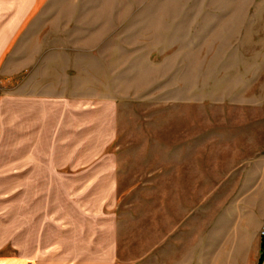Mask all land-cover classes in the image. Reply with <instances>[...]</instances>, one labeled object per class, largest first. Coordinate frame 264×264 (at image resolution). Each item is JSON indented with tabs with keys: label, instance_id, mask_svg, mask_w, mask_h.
I'll use <instances>...</instances> for the list:
<instances>
[{
	"label": "rangeland",
	"instance_id": "obj_1",
	"mask_svg": "<svg viewBox=\"0 0 264 264\" xmlns=\"http://www.w3.org/2000/svg\"><path fill=\"white\" fill-rule=\"evenodd\" d=\"M32 94L51 108L48 152L75 139L112 264L213 262L202 229L264 209V0H0V259L32 197L9 175L30 151ZM75 238L66 250L85 251Z\"/></svg>",
	"mask_w": 264,
	"mask_h": 264
},
{
	"label": "crops",
	"instance_id": "obj_2",
	"mask_svg": "<svg viewBox=\"0 0 264 264\" xmlns=\"http://www.w3.org/2000/svg\"><path fill=\"white\" fill-rule=\"evenodd\" d=\"M51 96L54 97V95ZM69 107L71 111L67 110L68 112H75L74 104ZM30 111H32L33 117L32 128H30L32 129V138L26 142L31 145L30 151L24 157V167L15 168V172L9 175L17 178L25 177V193L29 195L31 193L32 197L25 201L24 213L11 214L9 242L13 248H10L7 259H0V264H54L62 262L63 264H112V260L108 259V236H113L111 221L107 214L102 213L101 206H91L88 201L80 200L81 190L86 187L82 185L81 178L88 176L85 174L88 171L84 172V170L83 173L80 170V156L75 160L76 153L73 151L75 139L59 142L61 146H72L67 155L63 149L60 156L56 151L48 152L51 128L46 129L43 124L46 122H43V119L45 118L44 114L51 111V108L38 104L37 95L32 94ZM55 126L58 125L54 118L52 130ZM61 127L65 129L63 122H61ZM74 127L72 125L73 129ZM79 129L77 127V130ZM79 143L78 139L76 144L79 145ZM75 161H78L76 168ZM66 170H68L67 173ZM58 179L61 180L60 186L56 185L57 181L59 182ZM65 180L69 186H66ZM86 180H88L86 185L91 182L89 179ZM49 191H61L62 195L66 194V196L63 195L66 200L60 204L50 197L45 198L43 194ZM87 193L90 191H86ZM108 194L111 197V185L108 186ZM26 197L28 196L26 195ZM107 202L106 199L104 204ZM263 226L264 209L256 217L224 218L222 222H218L217 227L211 228V230L206 225L204 230L202 229L201 236H216L219 243L217 259L210 263H192L189 260H154L152 263L142 264H257L259 232ZM48 236H59L60 239L57 240L55 246H50V237ZM65 236H77L80 245L86 250L78 251L75 248L66 250L65 244L62 242L65 241ZM96 241H99V244ZM225 241L227 242L223 243ZM109 256L112 257L111 252H109ZM261 264H264V259Z\"/></svg>",
	"mask_w": 264,
	"mask_h": 264
},
{
	"label": "trees",
	"instance_id": "obj_3",
	"mask_svg": "<svg viewBox=\"0 0 264 264\" xmlns=\"http://www.w3.org/2000/svg\"><path fill=\"white\" fill-rule=\"evenodd\" d=\"M259 255L257 259V264H261L263 258H264V228L260 237V242H259Z\"/></svg>",
	"mask_w": 264,
	"mask_h": 264
}]
</instances>
